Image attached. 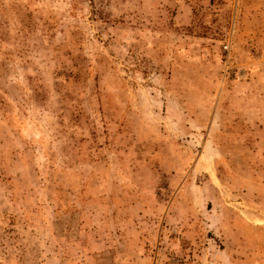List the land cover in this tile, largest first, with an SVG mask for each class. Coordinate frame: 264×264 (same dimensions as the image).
I'll list each match as a JSON object with an SVG mask.
<instances>
[{
  "label": "rangeland",
  "instance_id": "1",
  "mask_svg": "<svg viewBox=\"0 0 264 264\" xmlns=\"http://www.w3.org/2000/svg\"><path fill=\"white\" fill-rule=\"evenodd\" d=\"M110 5L0 0V264H264V0Z\"/></svg>",
  "mask_w": 264,
  "mask_h": 264
},
{
  "label": "trees",
  "instance_id": "2",
  "mask_svg": "<svg viewBox=\"0 0 264 264\" xmlns=\"http://www.w3.org/2000/svg\"><path fill=\"white\" fill-rule=\"evenodd\" d=\"M93 7V15L104 22H120L124 23V19L114 18V14L110 11H106V7L111 6L113 2H126L128 0H88Z\"/></svg>",
  "mask_w": 264,
  "mask_h": 264
},
{
  "label": "built area",
  "instance_id": "3",
  "mask_svg": "<svg viewBox=\"0 0 264 264\" xmlns=\"http://www.w3.org/2000/svg\"><path fill=\"white\" fill-rule=\"evenodd\" d=\"M228 47H226L225 49L227 50Z\"/></svg>",
  "mask_w": 264,
  "mask_h": 264
}]
</instances>
